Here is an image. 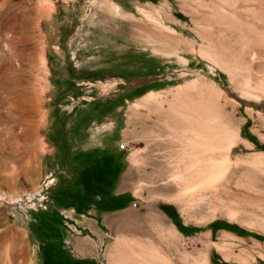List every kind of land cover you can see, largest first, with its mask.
Wrapping results in <instances>:
<instances>
[{
  "label": "rangeland",
  "instance_id": "obj_1",
  "mask_svg": "<svg viewBox=\"0 0 264 264\" xmlns=\"http://www.w3.org/2000/svg\"><path fill=\"white\" fill-rule=\"evenodd\" d=\"M87 1L0 0V264H264V0Z\"/></svg>",
  "mask_w": 264,
  "mask_h": 264
},
{
  "label": "crops",
  "instance_id": "obj_2",
  "mask_svg": "<svg viewBox=\"0 0 264 264\" xmlns=\"http://www.w3.org/2000/svg\"><path fill=\"white\" fill-rule=\"evenodd\" d=\"M72 208L74 207H65V209H69L66 212L71 213V215L76 213L72 212ZM80 215L86 216V214L83 213H80ZM70 227L66 242L67 244L70 243L74 249V251L69 249L70 253H72L71 255L76 257L74 258L75 260L72 261L76 262V260H79L81 262H87L91 259L97 260L98 257L96 254L103 249L101 242H103L105 237L102 232L103 228L99 223L97 222L95 224L94 222L88 223L85 221H76L72 223ZM60 261V259H55L53 263L60 264Z\"/></svg>",
  "mask_w": 264,
  "mask_h": 264
},
{
  "label": "bare ground",
  "instance_id": "obj_3",
  "mask_svg": "<svg viewBox=\"0 0 264 264\" xmlns=\"http://www.w3.org/2000/svg\"><path fill=\"white\" fill-rule=\"evenodd\" d=\"M44 2H46V1H44ZM41 4H42V3H41ZM84 4H85V5H84V7H83V10H86V9L88 8V6L90 5V0H88V1H87L86 3H84ZM46 5H47V2H46V4H45V6H46ZM45 6H44V7H45ZM47 7H48V6H47ZM47 7H46V8H47ZM34 9H35V8H34ZM35 10H36V9H35ZM44 10H45V8H44ZM47 10H48V9H47ZM47 10H45V11H47ZM84 12H86V11H84ZM54 23H55V22H54ZM54 23H53V24H54ZM58 26H59L58 23L54 25V29H53V30H55L54 33H56V31L58 30V28H59ZM49 27H50V26H49ZM51 27H53V26H51ZM51 27H50V28H51ZM15 38H16V37H15ZM3 39H4V38H3ZM44 64H45V63H44ZM5 73H6V72H5ZM1 77H2V76H1ZM4 77H5V76H4ZM18 80H19V79H18ZM25 81H26V80H25ZM0 82H1V81H0ZM16 82H17V81H16ZM26 82H28V81H26ZM18 83H20L19 85H21V81H20V82L18 81ZM18 83H17V85H18ZM22 84H23V83H22ZM24 84H25V82H24ZM24 84H23V85H24ZM8 85H9V84H8ZM19 85H18V86H19ZM12 88H13V87H12ZM12 88H11V89H12ZM30 88H31V87H30ZM23 90H24V88H23ZM20 91H21V90H20ZM24 91H25V90H24ZM21 94H23V93H20L19 96H18V98H20V95H21ZM17 95H18V94H17ZM17 95H16V96H17ZM23 96H24V95H23ZM9 97H10V96H9ZM12 97H13V96H12ZM18 98H17V99H18ZM14 99H15V98H14ZM21 99H23V98H21ZM8 101L10 102V100H8ZM23 101H24V100H23ZM0 102H1V101H0ZM3 102H4V101H3ZM6 102H7V100H6ZM14 102H15V101H14ZM19 103H21V102H19ZM15 104H17V102H15ZM20 105H22V103H21ZM16 108H17V107H16ZM22 108H23V107H22ZM17 109H19V108H17ZM10 111H11V110H10ZM18 112H19V110H18ZM13 117H14V116H13ZM21 120H22V117H18V116L16 115V118L14 119V122L17 123V124H20V123H21ZM11 122H12V121H11ZM17 124H16V125H17ZM104 127H107L106 129L113 128V123L109 122L108 124H105L103 127H100L98 130L103 129ZM2 128H3V127H2ZM25 128H26V126H25ZM0 129H1V128H0ZM2 130H3V129H2ZM113 130H114V129H113ZM93 137H94V139H93V140L91 139V140H92V143H100V142H101V139L98 137V135H97L96 133L93 135ZM204 138H205V137H204ZM218 138H219V137H218ZM221 138H222L221 140H223V136H222ZM225 141H226V140H224V142H225ZM227 141H228V139H227ZM219 142H220V141H219ZM195 143H196V142H195ZM197 143H198V142H197ZM201 144H202V143L200 142V145H201ZM224 144H225V143H224ZM200 145H199V146H200ZM208 145H209V144H208ZM230 145H231V144H230ZM196 146L198 147V145H196ZM213 146H214V145H213ZM217 146H218V145H217ZM219 146H220V145H219ZM199 148H200V147H199ZM208 148H209V147H208ZM218 148H219V147H218ZM223 148H225V147H223ZM227 148L229 149L230 147L227 146ZM209 150H210V149H209ZM211 151H212V150H211ZM210 153H212V152H210ZM216 154H217V153H216ZM8 155H9V154H8ZM201 155H202V154H200L199 156H201ZM213 155H214V154H213ZM213 155H212V156H213ZM224 156H225V155H224ZM224 156H223V157H224ZM15 157H16V156H15ZM196 158H197V157H196ZM226 158H227V156H226ZM11 159H13V158H10V160H11ZM203 159H204V158H203ZM209 159H210V157H209ZM224 159H225V158H224ZM227 159H228V158H227ZM197 160L200 161L199 159H197ZM213 160H214V159H213ZM216 160H217V159H216ZM216 160H215V162H216ZM225 160H226V159H225ZM204 161H205V160H204ZM217 161H218V160H217ZM200 162H201V161H200ZM205 162H206V161H205ZM205 162H204V163H205ZM207 162H208V161H207ZM215 162H214V164H215ZM226 162H227V161H226ZM195 163H196V162H195ZM215 166H216V168H217V164H215V165L213 166V168H215ZM3 167H4V165H3ZM15 167H16V166H15ZM13 168H14V167H13ZM25 168H26V167H25ZM205 168H206V167H205ZM207 168H208V167H207ZM5 169H6V168H5ZM193 170H194V169H193ZM193 170H192V171H193ZM197 170H198V169H197ZM197 170L195 169L194 171H197ZM207 170H210V169H207ZM14 171H15V170H13V172H14ZM198 172H199V173H202V171H200V170L197 171V173H198ZM203 173H204V172H203ZM203 173H202V174H203ZM205 173H206V172H205ZM11 174H12V172H11ZM14 174H15V173H14ZM181 174H182V173H181ZM185 174H186V173H185ZM195 174H196V172H195ZM16 175H17V174H15V178H16ZM186 175H187V174H186ZM182 176H183V174L180 175V177L178 176V177L180 178V180H182V179H181ZM188 176H190L189 179H192V177H191L190 174H189ZM199 176H200V175L198 174L197 178H198ZM200 177H201V176H200ZM187 178H188V177H187ZM195 178H196V177H195ZM193 179H194V178H193ZM193 179H192V180H193ZM185 183H186V182H184V184H185ZM193 184H194V183H193ZM184 186H185V185H184ZM193 186H194V185H193ZM197 186H198V185H197ZM206 186H207V185H206ZM194 187L196 188V185H195ZM190 188H192V190L195 189V188H193V187H191V186H190ZM192 190H191V191H192ZM29 197H31V196L29 195Z\"/></svg>",
  "mask_w": 264,
  "mask_h": 264
},
{
  "label": "trees",
  "instance_id": "obj_4",
  "mask_svg": "<svg viewBox=\"0 0 264 264\" xmlns=\"http://www.w3.org/2000/svg\"><path fill=\"white\" fill-rule=\"evenodd\" d=\"M54 257H56L57 259H60V264H74V262L69 259V258H64L63 255L59 252H55L54 253ZM59 257V258H58ZM55 264H58V263H55Z\"/></svg>",
  "mask_w": 264,
  "mask_h": 264
},
{
  "label": "built area",
  "instance_id": "obj_5",
  "mask_svg": "<svg viewBox=\"0 0 264 264\" xmlns=\"http://www.w3.org/2000/svg\"><path fill=\"white\" fill-rule=\"evenodd\" d=\"M121 147H125V145L121 144ZM67 248L70 249L71 251H74V249L70 243L67 244Z\"/></svg>",
  "mask_w": 264,
  "mask_h": 264
}]
</instances>
